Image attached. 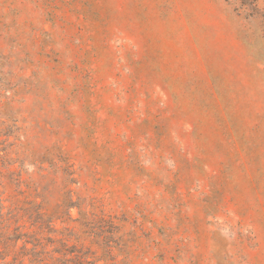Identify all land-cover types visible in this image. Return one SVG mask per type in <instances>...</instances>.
I'll use <instances>...</instances> for the list:
<instances>
[{
    "label": "rangeland",
    "instance_id": "obj_1",
    "mask_svg": "<svg viewBox=\"0 0 264 264\" xmlns=\"http://www.w3.org/2000/svg\"><path fill=\"white\" fill-rule=\"evenodd\" d=\"M3 148L47 264H264V0H0Z\"/></svg>",
    "mask_w": 264,
    "mask_h": 264
},
{
    "label": "trees",
    "instance_id": "obj_2",
    "mask_svg": "<svg viewBox=\"0 0 264 264\" xmlns=\"http://www.w3.org/2000/svg\"><path fill=\"white\" fill-rule=\"evenodd\" d=\"M2 152L6 155L2 156L0 154V161L5 159L4 156H7L5 148L0 149V153ZM1 176L2 173L0 172ZM2 188L3 183L0 179V264H47L48 252H46V246L42 238H40L39 232L30 235L29 233L23 232L20 226L12 229V218L11 216L7 217L5 213ZM52 222L49 221V224H47V227L51 230L53 229ZM20 242L22 245H20ZM29 245H32V247ZM66 252V256L68 257L73 253V251L71 252L67 249ZM10 257L12 261H9ZM78 258L80 260L79 264H90L87 258ZM67 261H70V259Z\"/></svg>",
    "mask_w": 264,
    "mask_h": 264
}]
</instances>
